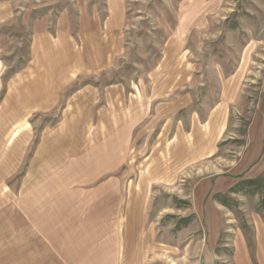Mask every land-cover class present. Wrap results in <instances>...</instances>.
<instances>
[{
  "label": "rangeland",
  "instance_id": "374dc122",
  "mask_svg": "<svg viewBox=\"0 0 264 264\" xmlns=\"http://www.w3.org/2000/svg\"><path fill=\"white\" fill-rule=\"evenodd\" d=\"M150 73L158 91L162 77L175 78L184 99L178 119L148 118L147 135L132 142L126 185L145 195V239L129 241L118 264H264V147L243 161L252 124L264 145V0H0V198L33 183V158L52 157L41 146H122L97 129L122 123L108 121L107 88L131 87L150 110L174 111L170 97L150 94ZM224 101L223 127L211 134L201 121ZM4 146H21L13 175ZM196 146L212 151L195 157Z\"/></svg>",
  "mask_w": 264,
  "mask_h": 264
},
{
  "label": "crops",
  "instance_id": "0c3cea01",
  "mask_svg": "<svg viewBox=\"0 0 264 264\" xmlns=\"http://www.w3.org/2000/svg\"><path fill=\"white\" fill-rule=\"evenodd\" d=\"M157 75L150 73L154 84L150 94L155 98L170 97L164 102L175 104L174 111L150 110L152 99L147 101V95L136 93L131 87L126 92L124 87L120 90L115 85L105 92L108 121L117 118L122 119V123L115 125L112 121H103L97 129L102 131L101 126L105 125L109 134L121 136L122 146L118 143L113 146H41L43 149L40 150L44 151L52 147L48 148L52 157L42 155L40 159L33 158L32 164L38 162L40 166L38 176L26 175V181L33 180V183L26 182L16 194L11 190L10 198H0V264H118L125 262L124 256L130 253L125 250L129 241H137L138 247L139 240L145 239V236L138 235L145 195L137 191L132 193L126 185L131 180L132 142L135 137L145 138L150 122L148 118L178 119L177 105L184 99L176 97L174 92L178 83H174L175 78L171 75L161 78L167 87L158 91ZM188 75L182 83L186 87L189 86ZM35 93L42 95L44 102L52 100L48 95L40 94V90ZM27 97L35 99L34 91L28 90ZM75 98L78 103V92ZM80 99L81 103L88 102L82 97ZM121 104L123 108L117 109ZM227 108L226 101L216 103L210 109L208 118L201 121L210 124L211 134L222 129ZM91 112V117L98 119L101 116L97 111ZM76 119L77 107L74 113ZM63 123L69 124L68 121ZM111 125L119 126L115 129ZM153 129L149 128V133ZM260 131L257 132L252 124L243 149L246 164L255 162L262 153L264 145ZM211 146H196L195 157L208 154L212 151ZM19 147L4 146L2 149L5 158L1 165H5L12 175L18 168ZM55 165L58 170L50 174L46 168ZM7 195L5 193V197Z\"/></svg>",
  "mask_w": 264,
  "mask_h": 264
}]
</instances>
